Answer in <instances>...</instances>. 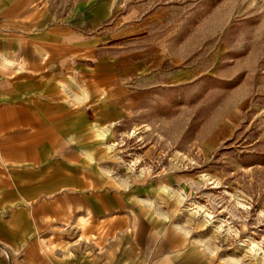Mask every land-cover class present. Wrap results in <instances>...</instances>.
<instances>
[{"label": "crops", "instance_id": "0c3cea01", "mask_svg": "<svg viewBox=\"0 0 264 264\" xmlns=\"http://www.w3.org/2000/svg\"><path fill=\"white\" fill-rule=\"evenodd\" d=\"M135 9L0 0V264H220L162 203L119 183L109 137L175 69Z\"/></svg>", "mask_w": 264, "mask_h": 264}, {"label": "rangeland", "instance_id": "374dc122", "mask_svg": "<svg viewBox=\"0 0 264 264\" xmlns=\"http://www.w3.org/2000/svg\"><path fill=\"white\" fill-rule=\"evenodd\" d=\"M67 7L77 0H38ZM135 9L175 69L109 137L110 171L159 181L162 203L220 264H264V0H111Z\"/></svg>", "mask_w": 264, "mask_h": 264}]
</instances>
